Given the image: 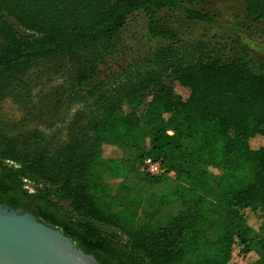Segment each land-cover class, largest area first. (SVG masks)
I'll return each mask as SVG.
<instances>
[{
	"label": "trees",
	"instance_id": "1",
	"mask_svg": "<svg viewBox=\"0 0 264 264\" xmlns=\"http://www.w3.org/2000/svg\"><path fill=\"white\" fill-rule=\"evenodd\" d=\"M197 1L0 0V101L14 92L32 100L30 74L41 70L66 80L53 91L54 120L63 104L67 112L79 105L56 130L1 124V203L28 207L102 264H264V234L248 236L264 233V146L251 143L264 135V66L184 43L155 24L158 12L180 8L188 20L213 23L215 15L185 6ZM243 1L245 18L264 20V0ZM140 11L168 43L107 74L102 67L119 51L121 30ZM165 78L170 83L143 116L123 111L124 100L142 103ZM40 92L47 101L50 94ZM146 157L160 160L164 172L140 171ZM106 173L121 178L119 193L100 185ZM175 183L190 198L159 219L179 199ZM209 194L228 223L216 235L208 230L217 213L206 207ZM131 203L154 210L140 218Z\"/></svg>",
	"mask_w": 264,
	"mask_h": 264
},
{
	"label": "rangeland",
	"instance_id": "2",
	"mask_svg": "<svg viewBox=\"0 0 264 264\" xmlns=\"http://www.w3.org/2000/svg\"><path fill=\"white\" fill-rule=\"evenodd\" d=\"M185 6L205 9L215 15V21L206 23L188 20L186 12L180 8L158 12L154 16L155 24L172 29L184 43L204 42L207 47H210V50H221L227 58L245 56L247 60H251V65L257 70L260 65L264 66V20L255 22L245 18V3L243 0H198L195 4L186 3ZM167 43L160 36L153 35L150 32V17L144 11L134 13L121 30L118 44L119 51L109 58L108 65L103 66L102 69H106V73L109 74L112 70L118 71L120 68H126L138 58L149 56ZM30 75L33 82L30 95L33 99L24 100V97L19 99L17 92L2 99L0 101V126L6 124L13 127L21 122L28 128H49L48 130H56L64 126L79 106L73 104L72 109L67 112L65 111L67 106L63 104L58 112V118L55 120L52 118L53 103L56 100L53 91L60 84L65 83V78L60 74H44L41 70H35ZM164 83H170V79L165 78L159 84H155L146 90L142 103H130L124 100L121 105L123 111L126 113L137 111L143 116L146 103ZM40 90L50 94L47 101H41ZM144 130L146 129L144 128ZM144 130L141 134V142L146 145L147 137ZM8 132L10 133V131ZM251 143L255 147L264 146V135ZM114 153L112 146L106 147V156H111ZM139 169L142 171L141 167ZM208 169L215 176H218L221 172L214 168ZM120 181L121 178L106 173L102 175L100 185L107 186L112 194H117L121 189ZM170 190H177L179 199L162 208L157 216L159 219L183 210L182 202L190 198L189 193H182L181 187L177 183ZM128 206L133 211H137L140 218L145 217L147 212L154 210L153 206L147 205L137 208L131 203ZM206 207L217 212L211 216L208 226L209 234L216 235L228 227L224 209L215 204L214 196L211 194L206 196ZM254 219L256 220V218ZM263 234V232L253 231L248 233V236L260 238Z\"/></svg>",
	"mask_w": 264,
	"mask_h": 264
},
{
	"label": "water",
	"instance_id": "3",
	"mask_svg": "<svg viewBox=\"0 0 264 264\" xmlns=\"http://www.w3.org/2000/svg\"><path fill=\"white\" fill-rule=\"evenodd\" d=\"M0 264H102L28 207L0 202Z\"/></svg>",
	"mask_w": 264,
	"mask_h": 264
},
{
	"label": "built area",
	"instance_id": "4",
	"mask_svg": "<svg viewBox=\"0 0 264 264\" xmlns=\"http://www.w3.org/2000/svg\"><path fill=\"white\" fill-rule=\"evenodd\" d=\"M141 169L143 172H146L151 175H159L164 172V168L162 167L161 161L160 160H154L151 157H146L142 164H141ZM170 175H174V172H171ZM25 188H27L30 192H33V186L28 181L25 179Z\"/></svg>",
	"mask_w": 264,
	"mask_h": 264
}]
</instances>
